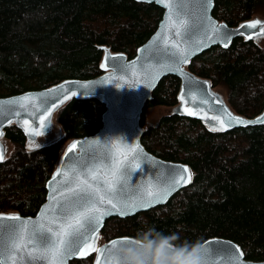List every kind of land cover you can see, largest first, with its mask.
I'll list each match as a JSON object with an SVG mask.
<instances>
[{
	"label": "trees",
	"instance_id": "16d2710c",
	"mask_svg": "<svg viewBox=\"0 0 264 264\" xmlns=\"http://www.w3.org/2000/svg\"><path fill=\"white\" fill-rule=\"evenodd\" d=\"M264 13V0H215L213 16L230 27ZM163 11L135 0H0V98L52 87L67 79L100 76L103 51L128 59L156 31ZM188 70L227 90V104L254 118L264 110V47L236 38L195 57ZM181 81L164 77L146 109L171 112L155 120L144 113L141 139L155 157L189 165L192 183L162 206L105 222L100 238H134L155 227L176 233L179 245L224 238L239 245L250 261H264V125L228 132L173 113ZM106 107L99 99L74 98L55 115L62 136L29 148L11 125V151L0 164V214L35 216L46 200V182L69 141L96 134ZM146 111V110H145ZM96 251L70 264H93Z\"/></svg>",
	"mask_w": 264,
	"mask_h": 264
},
{
	"label": "water",
	"instance_id": "95a60500",
	"mask_svg": "<svg viewBox=\"0 0 264 264\" xmlns=\"http://www.w3.org/2000/svg\"><path fill=\"white\" fill-rule=\"evenodd\" d=\"M135 1L155 4L163 11L158 28L138 48L135 57L128 59L123 53H113L109 48L101 47L100 49L103 51L101 62L103 74L100 76L90 80L67 79L46 89L27 91L0 98V110L8 113L7 115H0V133H2L0 135V153L4 156L0 164L5 161L7 155L4 142L7 127L16 125L26 136L28 143H31L51 132L56 113L74 98L99 99L106 107L102 115V127L96 134L75 139L65 147L56 170L46 182V200L36 215L22 216L18 213H2L0 214V224L25 223L29 231L34 224L43 223L48 226L53 218L50 210L56 206L58 200L64 199L61 193L64 192L66 184L73 185L77 174H79L80 179L86 178L85 174L88 169L82 171L81 166L74 161L83 158V162L88 163V157L93 153L101 156L108 153L111 157V166H115L117 161L128 166L139 163L144 170L140 173H133L131 180L127 182L117 183L115 185L116 191L107 197L117 205V210H112L110 214L103 217L96 237L92 241L93 247L96 249H98L97 242L100 232L108 219L113 217L126 218L165 205L177 192L188 187L193 179V172L189 165L159 159L149 153L141 142L144 133L140 122L141 117L145 112L147 103L152 99L154 90L162 78L166 76H176L181 81L179 103L173 109L174 114L199 120L209 129H221L216 131L222 132L264 125V110L254 118L236 114L224 98L214 90L209 80L196 76L188 70L190 62L195 57L213 47L228 48L234 39L240 37L246 41L254 42L264 37L263 19L253 18L236 27H230L213 16L215 0H165L164 3H161L160 0ZM201 15L207 18L209 35L212 36L211 40L199 31H194L189 36L185 33L184 28L179 26V19H183L185 24H192L196 17ZM257 20L261 23L255 28L247 27ZM242 25L245 27H241ZM212 26L219 28L220 33L211 32ZM177 30L180 31L181 35H176ZM229 36L231 39L227 40V47H225L224 42ZM172 53L177 54V56L183 55L187 62L173 64L172 61L177 57L173 56ZM109 57H116L117 59L109 60ZM121 64L127 66V72ZM71 92L77 94L71 95ZM185 93L187 95H185L184 100H181L182 94ZM45 100L48 101L47 104L43 103ZM13 109L18 111L20 115H14ZM188 109H191L195 114L188 115ZM42 116L44 117L43 123L49 126L38 128ZM234 117H239L243 123L236 122L232 119ZM25 119L28 120L27 124L24 123ZM221 120L225 122L223 127L220 124ZM34 128H37L42 135H35ZM73 144L76 147L69 152V148ZM136 145L139 146L136 151H129V148ZM110 165L100 160L89 163L88 168L101 178L102 183L103 178L107 177L111 171ZM185 168L189 170L188 173H184L185 178H188L190 174L189 183L181 182L166 196L158 199L153 198L151 204L142 202L143 199H147V191L162 190L166 181L170 179V173H181ZM160 171L164 172L165 175L158 181L156 173ZM103 207L111 209L108 204ZM121 208H124V215L119 214ZM10 216H18L20 221H10L7 219ZM6 236V233L0 234V264H29L31 258L27 256V251L31 249V245H28L27 248L22 245L20 251L12 250V255L9 257ZM120 238L123 237L112 240ZM110 241L99 248L108 246ZM201 245L204 248L200 253L202 257L200 264H264V261L247 260L242 248L231 240L211 238ZM237 249L239 252L236 251ZM241 252L243 253L242 256L240 255ZM33 256L35 259H31V264H61L60 261L53 260L51 257L42 258L41 250L35 251ZM97 257L98 252L96 251L93 264H96ZM79 258H82L79 254L69 256L63 261V264H70L72 260ZM104 262L105 259L101 258V264Z\"/></svg>",
	"mask_w": 264,
	"mask_h": 264
},
{
	"label": "snow or ice",
	"instance_id": "6c2138e0",
	"mask_svg": "<svg viewBox=\"0 0 264 264\" xmlns=\"http://www.w3.org/2000/svg\"><path fill=\"white\" fill-rule=\"evenodd\" d=\"M161 3H164L165 0H160ZM171 19V17H170ZM179 26L184 28V31L187 35H191L194 31H199L204 33V36L211 40L212 36L209 35V28L206 16H197L195 21L192 24H185L183 19H179ZM260 21H254L247 27L255 28ZM241 27H245L242 25ZM211 32L215 34L220 33V29L212 26ZM176 35H181L180 31L177 30ZM251 38V36H249ZM231 37H227L224 42V46L227 47V40H230ZM170 51V50H168ZM173 56L177 58L172 61L175 63L187 62L186 57L183 55L177 56V54L172 53ZM109 60H115L116 57H109ZM125 72H127V66L121 64ZM71 95H76L77 93L71 92ZM187 93L182 94L181 100H184ZM43 103L47 104L48 101L45 100ZM13 114L19 116L20 113L16 110H12ZM8 113L0 110V115H7ZM188 115H194L195 113L191 110H187ZM41 124L37 127H48L43 123L44 117L41 118ZM236 122L243 123L239 117L232 118ZM10 122V121H9ZM25 124L28 123V120L25 119ZM221 126L225 125L223 120L220 121ZM221 130V129H215ZM35 135H42L37 128L33 129ZM2 135V133H0ZM111 144V141H109ZM39 147L40 145H36ZM76 145L73 144L69 148V152L75 148ZM139 146L129 148V151L134 152ZM67 155V154H65ZM4 159L2 153H0V161ZM102 160L104 163H109L111 157L108 153H104L102 156L96 153H93L88 157V163L83 162V158L80 160L74 161L75 163L81 166V170L88 169V172L85 174L84 179H80L79 174L75 176V183L73 185L66 184L64 192L61 195L64 197L63 200H58L56 206L50 210L53 214V218L48 226H45L43 223L34 224L29 231L25 223H18L13 225H4L0 224V234H7L6 243L8 245V254L9 257L12 255V250L20 251L22 250V245L24 248H27L28 245H31V249L27 251V256L31 259H35L33 253L37 250H41V257L47 258L51 257L53 260H58L63 264V261L73 255L79 254V256L84 257L90 251H97L98 257L96 264H101V258L106 259L118 246H134L136 241L130 237H123L117 240L110 241L108 246L103 248L96 249L93 247L92 241L96 237L99 226L102 222V219L105 215L110 214L112 210H117V205L113 203L110 197L115 191V185L121 182H127L131 180L133 173L144 171L141 168L139 163H134V166L124 165L121 161H117L115 166H111V171L107 177L103 178L101 183V178H99L96 173L88 168L89 163H94ZM147 163V161H145ZM187 168L183 169L181 173L172 174L170 173V179H168L162 190L153 192L147 191V199H143V203L151 204L153 198H160L166 196L173 188L179 185L181 182L189 183L190 174L188 178H185L184 173H188ZM165 173L160 171L156 173V178L159 181L160 178L164 177ZM90 177V178H89ZM105 204L111 206V209L103 207ZM127 207V205H125ZM119 214L124 215V208L119 210ZM10 221H20L18 216L7 217ZM202 248L204 246L202 245ZM239 252V249L236 250ZM242 256L243 253L241 252ZM201 255L199 259H201ZM31 259H29V264H31Z\"/></svg>",
	"mask_w": 264,
	"mask_h": 264
},
{
	"label": "clouds",
	"instance_id": "9594fccd",
	"mask_svg": "<svg viewBox=\"0 0 264 264\" xmlns=\"http://www.w3.org/2000/svg\"><path fill=\"white\" fill-rule=\"evenodd\" d=\"M134 246H118L104 264H200L202 245H179L176 233L164 234L155 227L137 232Z\"/></svg>",
	"mask_w": 264,
	"mask_h": 264
},
{
	"label": "rangeland",
	"instance_id": "374dc122",
	"mask_svg": "<svg viewBox=\"0 0 264 264\" xmlns=\"http://www.w3.org/2000/svg\"><path fill=\"white\" fill-rule=\"evenodd\" d=\"M254 18H260L264 20V13H260L256 15ZM256 42L264 47V37L257 39ZM219 94L224 98V100L227 102V90L224 88H218ZM146 111L144 112L146 114V118L149 120H155L159 118L162 115L169 114L171 112V109L165 108V107H156V108H151V109H145ZM173 111V109H172ZM62 136V130L59 128L57 123L54 121L53 123V129L51 133L48 135L39 138L37 141L31 142L28 144L29 148H35L37 147L36 145H43L45 143H48L54 139H57ZM6 148H7V154L9 153V150L11 151V146L5 142ZM104 243H106L104 240H102L99 236V240L97 242V248L99 249L100 246H102Z\"/></svg>",
	"mask_w": 264,
	"mask_h": 264
},
{
	"label": "bare ground",
	"instance_id": "6f19581e",
	"mask_svg": "<svg viewBox=\"0 0 264 264\" xmlns=\"http://www.w3.org/2000/svg\"><path fill=\"white\" fill-rule=\"evenodd\" d=\"M163 79V78H162Z\"/></svg>",
	"mask_w": 264,
	"mask_h": 264
}]
</instances>
